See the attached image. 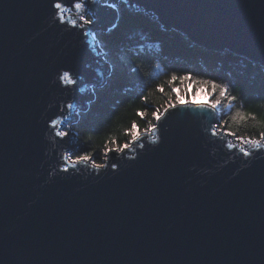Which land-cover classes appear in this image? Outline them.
Returning <instances> with one entry per match:
<instances>
[{"label": "water", "instance_id": "95a60500", "mask_svg": "<svg viewBox=\"0 0 264 264\" xmlns=\"http://www.w3.org/2000/svg\"><path fill=\"white\" fill-rule=\"evenodd\" d=\"M119 1L96 0L92 32L114 26ZM123 1L264 69V0ZM100 51L91 33L59 24L48 0H0V264H264V149L244 144V156L233 137L212 136L218 110L169 119L136 160L139 145L115 154V175L110 159L98 169L71 158L75 133L67 144L55 133L105 83Z\"/></svg>", "mask_w": 264, "mask_h": 264}, {"label": "trees", "instance_id": "16d2710c", "mask_svg": "<svg viewBox=\"0 0 264 264\" xmlns=\"http://www.w3.org/2000/svg\"><path fill=\"white\" fill-rule=\"evenodd\" d=\"M116 13L114 26L95 34L110 67L109 75L105 77L104 85L93 89V101L79 114L72 127L78 142V152L71 156L72 159L87 150L94 154V163L100 164L104 156L103 146L110 137H115L120 143L126 142L128 138L124 131L133 119L147 126V119L141 121L136 116L138 109H146L143 101L138 99L142 87H154L171 80L173 73L180 75L184 71L192 72L193 80L211 79L232 85L230 94L238 98L231 106L228 101L223 102L218 109L220 121L228 120L232 130L239 135L258 138L257 133L264 126L262 67L227 51L218 52L198 46L179 32L163 29L154 18L130 8L123 0L116 5ZM137 68L139 73L134 71ZM197 87L192 81L182 83L176 80L170 86L164 83L165 92L186 88L191 93ZM241 93L243 100L239 99ZM166 98L157 92L149 97V103L161 104ZM237 111L249 116L254 114L256 119L231 121V116Z\"/></svg>", "mask_w": 264, "mask_h": 264}, {"label": "snow or ice", "instance_id": "6c2138e0", "mask_svg": "<svg viewBox=\"0 0 264 264\" xmlns=\"http://www.w3.org/2000/svg\"><path fill=\"white\" fill-rule=\"evenodd\" d=\"M96 3V0H48L49 7L52 9V14L56 18L57 22L64 26L71 27L72 30H79L82 35H87L88 33L94 30V25L99 23L98 18L96 17L95 12H92V18L89 19V9L93 4ZM75 10L79 12L78 18H67L66 14L68 11ZM139 73V69H134ZM69 72L65 71L61 80L69 81L72 84H77V80H69ZM143 81V77L141 76ZM180 80L182 83L185 81H192L198 85L197 89L194 92H189L186 88L182 90L172 89V91L165 92L164 83H167L169 86L172 81ZM232 87L230 84H221L217 83L214 80H203L196 79L193 80V73L190 71H184L183 74L177 75L173 73L171 80L166 82H161L156 84L154 87H142L141 92L138 94V99L143 101V105L146 106V109H151L147 111L145 107L138 109L136 111V116L140 118L141 121L148 120L147 126L137 123L135 119L131 121L129 127L124 131V135L128 138L126 142L120 143L115 137H110L103 146L104 157L110 159L111 163L108 165V171L111 174H117L120 167H122L121 161L123 156L119 159L116 157V153H126V151L133 149L136 145H139V148L142 149L141 152L137 153L136 156L128 158V161H134L138 156H142L144 151H147V146L145 143L146 137H151V142L155 144L159 139L156 133L163 127V124L166 123L169 119L176 117L178 115H183L185 117L191 116L193 109H210L212 111L207 113H201V115L212 116L213 113L218 110L223 102L226 100L231 106L237 100V96L231 95L229 89ZM160 93L162 96H166L161 104L156 102L149 103V97L153 96L154 93ZM174 93V95H173ZM197 96L208 97L209 103L204 104L203 102H197ZM239 99L243 100L244 95L241 93ZM75 104L68 103L67 109L69 112L75 108ZM63 115V113H62ZM151 119H148V117ZM251 118L252 120L256 119L254 114L246 115L240 111H237L233 116H231V121H244ZM75 119V117H73ZM152 120L156 123H152ZM65 123L69 130L68 131H57L55 135L60 138V143H69L71 136V120L61 121ZM53 126H55L56 121H53ZM212 136L219 135H228L233 137L235 140L239 141L245 145H251L253 149L257 150V155H259V150L264 149V126H261L260 131L257 133V137L239 135L237 131H233L231 124L228 120H221L217 123L210 124ZM67 138V139H66ZM111 145V147H110ZM229 147L233 145L229 144ZM240 151L244 156L252 155L251 152L245 148H241ZM112 154L109 157V154ZM93 153L87 150L83 151V154L77 156V160L80 162L88 163L93 160ZM94 168H104L103 164H93ZM67 171V169H64ZM108 171L103 173L104 175L108 174Z\"/></svg>", "mask_w": 264, "mask_h": 264}, {"label": "rangeland", "instance_id": "374dc122", "mask_svg": "<svg viewBox=\"0 0 264 264\" xmlns=\"http://www.w3.org/2000/svg\"><path fill=\"white\" fill-rule=\"evenodd\" d=\"M92 18V16H91V13L89 12V19H91ZM98 32V31H97ZM91 34H92V37H93V39H95V34H96V31H94V32H90ZM96 40V39H95ZM98 54H102V51H100ZM104 58V57H103ZM105 59V58H104ZM107 76V75H106ZM90 88H91V91L93 92V89L95 88L94 86H89ZM198 98H201L200 96H197V98L196 99H198ZM206 99H208V97H205ZM88 103H86V105H87ZM74 114L77 116L78 114H79V111H75L74 112ZM75 124V122L74 123H72L71 124V129H72V127H73V125ZM63 131H65V130H63ZM72 131H73V129H72ZM77 142V141H76ZM78 143V142H77ZM234 143H237L236 145H240L239 143H238V141L237 140H235L234 141ZM241 146V145H240ZM242 148H244L245 146L243 145V146H241ZM102 158V161H101V163L100 164H103V162H104V160H105V157L103 156V157H101ZM94 161H95V159H93L92 161H90L91 162V164H95L94 163Z\"/></svg>", "mask_w": 264, "mask_h": 264}, {"label": "bare ground", "instance_id": "6f19581e", "mask_svg": "<svg viewBox=\"0 0 264 264\" xmlns=\"http://www.w3.org/2000/svg\"><path fill=\"white\" fill-rule=\"evenodd\" d=\"M105 82H106V81H105ZM104 84H105V83H104ZM104 84H103V85H104ZM98 86H99V85H98ZM98 86H96V87H98ZM101 86H102V85H101ZM99 87H100V86H99ZM93 95H94V92H93ZM94 96H95V95H94ZM205 101H206V98H205V97H201V98H198V99H197V102H205ZM90 103H91V102H90ZM90 103H89V104H90ZM89 104H88V105H89ZM83 112H84V111H83ZM78 115H79V114H78ZM78 115H77V117H78ZM77 120H78V119H76L75 122H76ZM238 143H239L241 146L244 145V144L240 143L239 141H238Z\"/></svg>", "mask_w": 264, "mask_h": 264}]
</instances>
